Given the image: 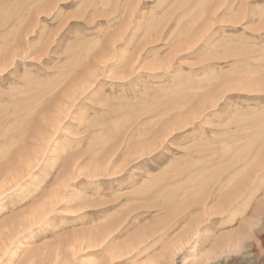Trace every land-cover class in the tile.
<instances>
[{
	"label": "rangeland",
	"instance_id": "obj_1",
	"mask_svg": "<svg viewBox=\"0 0 264 264\" xmlns=\"http://www.w3.org/2000/svg\"><path fill=\"white\" fill-rule=\"evenodd\" d=\"M262 14L264 0H0V222L22 220L0 264H172L192 224L181 264H264L251 243L229 251L264 202Z\"/></svg>",
	"mask_w": 264,
	"mask_h": 264
},
{
	"label": "bare ground",
	"instance_id": "obj_2",
	"mask_svg": "<svg viewBox=\"0 0 264 264\" xmlns=\"http://www.w3.org/2000/svg\"><path fill=\"white\" fill-rule=\"evenodd\" d=\"M46 206L47 205H46V202L44 200V201L40 202L37 206H34L33 208L29 209L26 212L27 213L26 215H29L28 217L30 219H27L26 217H23L24 212L20 213L18 215V217H21V218L23 217V221H24V219L34 220L35 218L40 216L42 213H45ZM16 224H20L21 225L22 224V220H20V218H18V219L10 221L8 223L5 222V221L4 222L3 221L0 222V245L1 244L3 245V243H4L6 238H8V237L10 238V235L8 236V234L11 231L13 232L18 227ZM21 227H22V225H21ZM104 230L105 229H96L92 233L93 234V238L98 239V242H96L97 245H100L102 240L104 241V239H103ZM143 234H145V231L138 233L136 236H142ZM200 235H201V232H200L199 228L196 225H193V224L192 225H188L187 227H185L175 237L174 240H171V242H169L168 248L171 249V250H174V248L179 247V246H182V248H184L185 246H189L192 243H195V246H197L198 243L200 242V240H199ZM194 237H195V239H193ZM136 238H132L129 241L124 242V243H120L116 247H114L113 250L109 253L110 260H114L116 258V255L118 254V252H121L122 249H129V248L133 247L135 245L134 243H135V239ZM6 242H7V240H6ZM215 248L216 247H213V249H212L213 252H215V250H214ZM141 264H156V260L151 258V259H148L146 262H143ZM209 264H211V262H209Z\"/></svg>",
	"mask_w": 264,
	"mask_h": 264
},
{
	"label": "snow or ice",
	"instance_id": "obj_3",
	"mask_svg": "<svg viewBox=\"0 0 264 264\" xmlns=\"http://www.w3.org/2000/svg\"><path fill=\"white\" fill-rule=\"evenodd\" d=\"M262 18H264V14H262ZM229 23H239L243 24L244 21L237 20V21H228ZM261 31L264 32V24L261 26ZM262 88H264V83L261 85ZM260 121H261V129H260V146L262 149V154H264V112H261L260 114ZM54 199H58L57 197H54ZM55 207V204L53 205ZM195 239V237L193 238ZM191 242V241H190ZM247 243H251L254 246L260 247L261 250H264V202H262L259 212V223H257L255 220H253L245 234L236 242L233 249H230V252H235L239 254L241 250L246 247ZM183 248L182 246L174 248L172 250V264H181L180 260L177 258L179 257L180 253L182 252ZM211 251H209L208 255H211ZM219 264V262H217Z\"/></svg>",
	"mask_w": 264,
	"mask_h": 264
}]
</instances>
